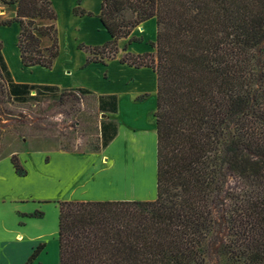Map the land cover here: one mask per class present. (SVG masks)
I'll use <instances>...</instances> for the list:
<instances>
[{
	"label": "trees",
	"instance_id": "16d2710c",
	"mask_svg": "<svg viewBox=\"0 0 264 264\" xmlns=\"http://www.w3.org/2000/svg\"><path fill=\"white\" fill-rule=\"evenodd\" d=\"M80 1L74 14L93 17ZM0 3L17 8L0 26L19 24L23 66L52 69L60 53L52 1ZM98 17L111 39L78 46L86 65H107L128 39L120 62L157 75V196L58 202L59 264H264V89L254 88L264 84V0H102ZM151 19L154 51L128 52L140 41L133 31ZM44 37L52 42L46 49ZM2 49L0 41V70L10 77ZM9 85L15 98L34 87ZM12 163L25 175L16 156ZM228 174L253 177L258 188L229 195Z\"/></svg>",
	"mask_w": 264,
	"mask_h": 264
},
{
	"label": "crops",
	"instance_id": "0c3cea01",
	"mask_svg": "<svg viewBox=\"0 0 264 264\" xmlns=\"http://www.w3.org/2000/svg\"><path fill=\"white\" fill-rule=\"evenodd\" d=\"M51 1L58 15L55 22L57 31L62 26V32L69 33L67 36L74 43V53L70 56L59 53L52 69L25 67L17 46L21 30L19 24L0 26L2 55L12 83L92 91L103 99L107 108L116 99L117 112L111 114L118 117L122 124L109 146L101 149L105 159L95 153L83 156L65 151L52 152L26 143L20 148L30 146V151L22 150L21 153L13 152L0 157V264H25L40 245L43 250L32 264H59L56 211L60 201H143L154 200L157 196V133L151 120V113L156 110V73L151 68L122 64L121 58L110 60L107 65H86L88 54L78 46L92 37L88 43L92 46L103 45L111 39L98 17L102 0H97L95 7L91 5L93 0L80 1L81 8L93 13V17L75 15L74 8L79 0H68L70 14L65 20L61 19L59 12L62 0ZM8 9L1 12L0 19L15 17L16 6H8ZM39 24L50 25L52 22L42 20ZM10 31L14 34L11 55L7 52L10 47L5 39ZM89 32L94 34L88 35ZM156 36V20L143 23L131 35L140 41L129 44L128 52L142 54L154 51L150 43L156 41ZM127 43L128 39L119 41L123 53ZM51 44L49 38H42L43 48H49ZM11 56L16 58V65L10 61ZM24 69L30 70V80L17 77L16 73ZM36 70L46 72L48 79L34 78ZM56 71H59L58 75H54ZM141 96L147 97L143 101L145 103H137L141 102L138 101ZM144 109L146 111L141 115ZM14 156L18 158L25 175L17 173L12 163ZM36 211L42 212L43 216H35Z\"/></svg>",
	"mask_w": 264,
	"mask_h": 264
},
{
	"label": "rangeland",
	"instance_id": "374dc122",
	"mask_svg": "<svg viewBox=\"0 0 264 264\" xmlns=\"http://www.w3.org/2000/svg\"><path fill=\"white\" fill-rule=\"evenodd\" d=\"M59 4L61 19H68L70 14L68 0H62ZM96 4L97 0H93L91 3L92 7H95ZM7 11H9L8 6L1 4L0 14ZM7 20L9 19H0V22ZM62 29L61 26L58 32L61 34L60 36L58 34L60 54L61 56H70L71 53H74V43L71 38L68 39L69 33L64 34ZM92 34L94 32L88 33V35ZM92 38H88L81 44L90 45L88 43L91 42ZM5 39L10 47L7 52L11 55L14 34L10 31L9 34H6ZM124 54L125 52L123 53L119 48V53L115 59L122 58ZM10 59L13 64H17L16 58L11 56ZM58 74L59 71L54 73V75ZM16 75L20 80L31 79L29 69H24ZM46 75V72L36 70L34 78L47 80ZM11 80V76L9 77L6 71L0 70V157L13 152L21 153L22 150L30 151V146H26V149L25 146L20 148L26 143V145L32 144L34 148L52 152L65 151L83 156L95 153L98 157L106 158L101 149L109 146L117 134L119 125L122 124L118 117L111 114L113 104L107 108L104 106L103 99L92 91L69 93L68 90H62L55 86L51 90L34 86L25 96L15 98L9 94ZM254 88L262 91L264 84L260 80H256ZM63 92L65 93L63 94ZM146 99V96H141L138 98V101L141 102L137 103H145L143 101ZM145 111V109L142 110L141 115ZM151 120L152 124L156 125L155 110L151 113ZM262 171H264V159L261 165ZM257 188L258 184L253 177L240 178L228 174L226 190L229 195L245 196ZM56 214H58L57 220L59 221V209H57ZM52 217L51 215L50 218ZM207 264L226 263L223 260L219 262L210 260Z\"/></svg>",
	"mask_w": 264,
	"mask_h": 264
}]
</instances>
